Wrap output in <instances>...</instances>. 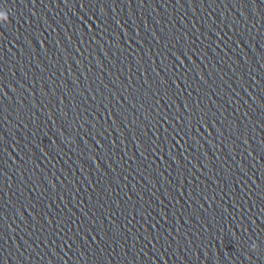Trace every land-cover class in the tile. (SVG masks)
<instances>
[{
  "label": "clouds",
  "instance_id": "obj_1",
  "mask_svg": "<svg viewBox=\"0 0 264 264\" xmlns=\"http://www.w3.org/2000/svg\"><path fill=\"white\" fill-rule=\"evenodd\" d=\"M8 20H9V16H8L7 11L0 10V23H5ZM252 248L255 249L256 248V245L253 244L252 245Z\"/></svg>",
  "mask_w": 264,
  "mask_h": 264
}]
</instances>
